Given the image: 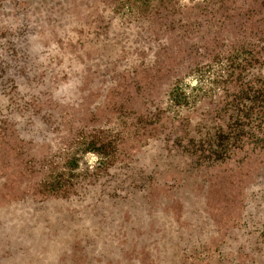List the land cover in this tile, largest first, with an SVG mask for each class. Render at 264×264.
Segmentation results:
<instances>
[{
    "label": "rangeland",
    "instance_id": "374dc122",
    "mask_svg": "<svg viewBox=\"0 0 264 264\" xmlns=\"http://www.w3.org/2000/svg\"><path fill=\"white\" fill-rule=\"evenodd\" d=\"M262 40L264 0H0V264H264Z\"/></svg>",
    "mask_w": 264,
    "mask_h": 264
},
{
    "label": "trees",
    "instance_id": "16d2710c",
    "mask_svg": "<svg viewBox=\"0 0 264 264\" xmlns=\"http://www.w3.org/2000/svg\"><path fill=\"white\" fill-rule=\"evenodd\" d=\"M248 53L249 51L245 52L246 55H248ZM248 57L254 58L253 55L251 54H249ZM243 58H246L245 60H247V57H243ZM256 61L257 59H255V62ZM249 66H251V63H249ZM240 94L244 96L242 99L240 98ZM256 102H259L260 106L257 107ZM236 106H239L242 109L241 110L242 115L239 114L231 115L229 119L230 124L233 125L237 122H242V123L247 122L245 125H247L248 128L251 125V123H253V121H256L260 125L259 128L262 126L264 129V77L263 78L259 77V79H254L251 82L249 81L245 83L243 87L242 86L239 87L237 96L233 98L228 108H230L232 111L233 109L236 108ZM256 108L259 110H257ZM256 111H258V116L256 118H253V112ZM253 124H255V126L257 125L256 123ZM232 132L233 130L231 131V133ZM244 132L245 134H247L248 138L252 137V135L250 134L251 133L250 130ZM217 142H219V135H217L216 139H214L216 148L218 147ZM262 237H264V230L262 231Z\"/></svg>",
    "mask_w": 264,
    "mask_h": 264
}]
</instances>
